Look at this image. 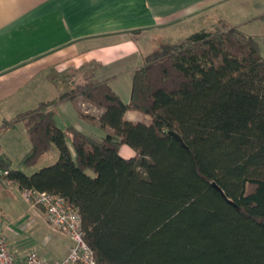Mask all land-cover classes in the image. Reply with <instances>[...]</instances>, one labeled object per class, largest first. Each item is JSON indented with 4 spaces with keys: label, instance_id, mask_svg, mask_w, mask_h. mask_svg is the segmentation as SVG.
<instances>
[{
    "label": "trees",
    "instance_id": "obj_1",
    "mask_svg": "<svg viewBox=\"0 0 264 264\" xmlns=\"http://www.w3.org/2000/svg\"><path fill=\"white\" fill-rule=\"evenodd\" d=\"M78 98L103 110L106 136L57 126L59 104ZM19 118L32 144L22 164L34 169L55 147L58 160L27 173L3 156L0 172L77 206L97 264H264V56L239 27L147 55L129 103L88 77Z\"/></svg>",
    "mask_w": 264,
    "mask_h": 264
},
{
    "label": "crops",
    "instance_id": "obj_2",
    "mask_svg": "<svg viewBox=\"0 0 264 264\" xmlns=\"http://www.w3.org/2000/svg\"><path fill=\"white\" fill-rule=\"evenodd\" d=\"M224 4L237 16L229 28L239 27L262 44L264 0H0V157L22 163L32 144L19 117L43 102L59 100L88 77L107 81L129 103L133 75L144 58L182 42L175 37L182 25ZM202 31L206 29L196 33ZM84 107L82 98L60 103L57 126L84 133L83 124L99 125ZM137 114L128 111L125 118L135 122ZM41 221L50 230L48 242L55 232L43 210L31 207L18 184L0 174V225L18 258L26 256L19 255L23 231L38 229Z\"/></svg>",
    "mask_w": 264,
    "mask_h": 264
},
{
    "label": "rangeland",
    "instance_id": "obj_3",
    "mask_svg": "<svg viewBox=\"0 0 264 264\" xmlns=\"http://www.w3.org/2000/svg\"><path fill=\"white\" fill-rule=\"evenodd\" d=\"M221 18V19H220ZM226 20V21H224ZM237 20V16L230 11L229 4H224L221 7H217L215 9H209L205 12L201 13L197 17L190 20L189 23L182 25V28L180 31L176 33V36L180 41H184L191 37L192 35L196 34L197 31H201L202 28L206 29L208 32H214V31H227L229 30V24H231L233 21ZM261 44V41H260ZM262 46H264V41L262 40ZM261 46V47H262ZM262 53L264 56V47H262ZM86 101V100H85ZM72 104H76L72 102ZM84 111L88 115L89 118H93L94 120H100L102 117V112L100 109L95 106L94 104L90 103L89 101H86V107H84ZM81 113L82 110L80 109ZM78 115V112H76ZM75 114L73 113L74 116ZM71 116H67V120L72 118ZM134 121L135 122H145L148 123L150 120L149 116H145L142 114H137ZM130 117V116H129ZM75 118V117H73ZM131 118V117H130ZM146 120H148L146 122ZM68 125V124H67ZM83 130L84 133L87 135H93L96 137H104L107 135V130H104L100 124H83ZM62 127H64L62 125ZM24 143V141H23ZM56 154V155H54ZM120 154L126 158H132L135 156L136 152L135 150L130 147L129 145H122L120 149ZM58 160V149L55 147L46 157H43L38 165L34 168V170L41 169L43 167L51 166L55 164ZM14 168L26 171L27 173H32L34 170H27V168L19 162V160H14L13 162ZM88 174L93 176V173L91 171H88ZM48 224V223H47ZM49 226V225H48ZM52 231L53 228L49 227ZM49 229L43 221L39 223V228H31L26 231H23V235L21 237V247L19 248V255H29V254H38L41 257L45 258L48 261H57L60 259H63L67 254V247L70 245L71 241L62 235L61 233H52V239H50L48 242H46V238L49 235ZM51 231V232H52ZM25 256V257H26Z\"/></svg>",
    "mask_w": 264,
    "mask_h": 264
},
{
    "label": "built area",
    "instance_id": "obj_4",
    "mask_svg": "<svg viewBox=\"0 0 264 264\" xmlns=\"http://www.w3.org/2000/svg\"><path fill=\"white\" fill-rule=\"evenodd\" d=\"M0 174L6 178L8 172ZM22 196L31 207L43 210L48 224L55 232L71 241L69 252L60 261L51 262L35 253L20 259L0 225V264H97L95 254L86 242L82 217L77 206L70 204L64 196L52 192L23 189Z\"/></svg>",
    "mask_w": 264,
    "mask_h": 264
},
{
    "label": "water",
    "instance_id": "obj_5",
    "mask_svg": "<svg viewBox=\"0 0 264 264\" xmlns=\"http://www.w3.org/2000/svg\"><path fill=\"white\" fill-rule=\"evenodd\" d=\"M171 135L179 142L181 143L183 146H185L184 141L182 140V138L175 132H171ZM213 186L224 196V193L222 192V190L217 186L216 183H213Z\"/></svg>",
    "mask_w": 264,
    "mask_h": 264
}]
</instances>
